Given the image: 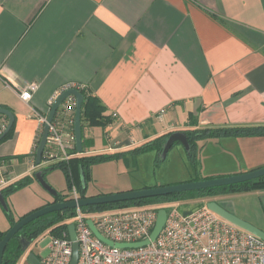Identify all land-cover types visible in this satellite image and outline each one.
<instances>
[{
	"label": "crops",
	"instance_id": "1",
	"mask_svg": "<svg viewBox=\"0 0 264 264\" xmlns=\"http://www.w3.org/2000/svg\"><path fill=\"white\" fill-rule=\"evenodd\" d=\"M31 82L39 87L24 101ZM67 82L83 84L110 118L84 121V154L127 151L176 130L264 126V0H0V106L15 114L13 135L0 143L6 185L42 168L35 113L48 116ZM221 138L264 145V136ZM130 154L144 153L122 155ZM258 160L213 176L263 167ZM213 200L264 230L254 215L264 190Z\"/></svg>",
	"mask_w": 264,
	"mask_h": 264
},
{
	"label": "built area",
	"instance_id": "2",
	"mask_svg": "<svg viewBox=\"0 0 264 264\" xmlns=\"http://www.w3.org/2000/svg\"><path fill=\"white\" fill-rule=\"evenodd\" d=\"M31 82L20 90V97L29 101L38 89ZM75 88L80 91L83 84L67 82L50 100L52 106L61 92ZM77 99L68 95L60 104L53 121L43 152L41 167L50 166L73 156L76 146L74 116ZM164 109L161 110L163 112ZM41 122V134L47 116L35 113ZM117 114L114 113L113 116ZM8 119L0 118V134L4 132ZM3 167L0 168V188L7 183ZM73 199H78L76 187ZM204 200L188 211H180L179 204L167 207L142 205L128 208L84 212L80 207L67 222L74 223L76 241L79 244L77 264H264V239L234 224L212 209ZM167 210L166 222L158 237L140 247L121 248L110 245L92 231L88 219L106 238L113 242H137L150 237L158 211ZM73 242L69 230L61 235L51 233L49 252L39 257L42 264H70Z\"/></svg>",
	"mask_w": 264,
	"mask_h": 264
},
{
	"label": "rangeland",
	"instance_id": "3",
	"mask_svg": "<svg viewBox=\"0 0 264 264\" xmlns=\"http://www.w3.org/2000/svg\"><path fill=\"white\" fill-rule=\"evenodd\" d=\"M197 143L199 149L193 158L187 155L182 144L177 143L170 149L165 159H159L157 150L152 149L144 152L140 158L131 154H121L108 160L97 162L90 168L87 193H95V195L109 194L141 189L144 188L142 186L144 183L158 186L185 182V179H196L199 177L206 179V177H215L213 175L228 171L231 169L230 165L238 164L245 159L256 163V161H259L258 159L264 158V145L256 146V143L250 140L246 144H241L222 139L221 137L219 141L217 138L208 137L198 140ZM256 153H258V156H256ZM15 171L16 173H22L23 167H16ZM44 177L58 192L69 194L72 191L68 188L65 174L61 168L47 170ZM53 197L38 180L34 179L28 185L7 196L5 199L6 207L0 202V216L2 214V217H7L6 211L11 210L13 216L19 219L26 213L47 205L53 200ZM246 197L249 200L252 199V197L248 196L237 198L243 200ZM253 200H257V196L253 197ZM195 206L196 204L190 206L182 203L179 206V210L182 212L188 211ZM254 215L257 221L264 223V211L262 209H255ZM2 224H5L4 221ZM50 242L51 233L47 231L31 242L30 247L17 264H30L27 260L30 252H34L39 257L46 255L49 252L48 246Z\"/></svg>",
	"mask_w": 264,
	"mask_h": 264
},
{
	"label": "trees",
	"instance_id": "4",
	"mask_svg": "<svg viewBox=\"0 0 264 264\" xmlns=\"http://www.w3.org/2000/svg\"><path fill=\"white\" fill-rule=\"evenodd\" d=\"M80 91L84 97L83 106H82V128L84 125V121H87V123L91 126L108 124L110 122V118L103 114L105 108L104 105L101 104L99 98L90 92H85L84 88L80 89ZM0 107L7 108L6 106H0ZM190 116L192 117V114H190ZM1 117L8 119L7 116L0 114V118ZM14 127H15V121L10 131L0 141V143L9 139L13 135ZM183 131L186 132L188 140L191 144L190 152L189 153L186 152L187 155L191 158H193L196 155L195 153L199 149V145L197 143L198 140L203 138H208V137L218 138V137H229V136H264V126L191 128ZM172 132L174 131H170L152 140L146 141L143 144L138 145L127 151L115 152L111 154L110 153L84 154L86 141L84 139V136L82 135L83 152H78L77 147L75 146L74 150H72L73 156H71L70 159L56 162L50 166L42 167L39 170H42L43 173L45 174L46 171L49 169H55L58 167L61 168L65 174L69 190L71 191L73 187H76L79 197H87L89 196L87 194V187H88L87 182L88 179L90 178V168L92 167L93 164L108 160L114 156L121 155L125 152L126 153L131 152L133 154H141L152 149L157 150V152L159 153L158 158L160 159L161 158L160 154L162 153L165 142ZM40 138H41V133L39 134V137L36 141L35 150L33 151L34 156H36V147L38 146ZM177 143L181 144L180 142L177 141L174 143V145ZM35 178H36L35 173L33 175H26L18 179L17 181L0 188V193H2V195L6 199L7 196L11 195L12 193L28 185ZM83 178L85 179L86 187H84ZM197 179H205V178L199 177L191 180H197ZM262 190H264V176L238 183L209 187L199 190L184 191V192H178L168 195L152 196V197L139 198V199L121 201V202L87 205L81 207V209L84 212L89 213V212H98V211L128 208V207H135L142 205L167 207L170 204H179L186 201L199 200V199H201L202 201L213 200L214 198L219 196L242 194V193L262 191ZM73 198L74 197L72 195V191L69 194H62L58 192V196L53 197V200L50 201L48 204L57 201H67ZM75 213H76V208L53 211L29 222L16 235H14L10 239L4 251L3 264H17L19 259H21V257L25 254V251L22 248V242H21L22 238H25L26 240H30L31 242H33L47 231H49L52 234L61 235L64 231L68 229L69 224L67 221L71 217H73ZM6 215L10 225L7 229L4 230L0 228V241L2 240V238L4 237V235L12 225H14L17 222V220L25 216L23 215L19 219H15L11 210L6 211Z\"/></svg>",
	"mask_w": 264,
	"mask_h": 264
},
{
	"label": "water",
	"instance_id": "5",
	"mask_svg": "<svg viewBox=\"0 0 264 264\" xmlns=\"http://www.w3.org/2000/svg\"><path fill=\"white\" fill-rule=\"evenodd\" d=\"M70 94H73L77 99L76 104V110H75V116H74V132H75V142L78 152H83V136H82V106H83V94L81 91L70 88L68 90H65L57 95L55 98L50 111L47 116V122L44 125L40 141L38 143V146L36 147V159L35 162L37 165L41 164L42 158H43V152L47 144L48 135H49V128L50 123L53 121L55 114L60 106V104L63 102V100ZM0 114L7 116L8 118V124L6 129L2 134H0V141L6 136V134L10 131L12 128L14 121H15V114L9 109L5 107H0ZM180 142L182 146L184 147L186 152H190L191 150V144L188 140L187 134L183 130H176L172 132L169 137L167 138L164 148L161 153V158L165 159L168 152L172 148L175 142ZM264 176V166L243 172L238 174H232V175H226V176H217V177H211L206 179H198V180H190L180 183H169L164 185H158L153 187H144L141 189H133V190H127V191H119L115 193H109V194H98L93 196H87V197H80L78 199H71L67 201H57L50 204H47L35 211L30 212L29 214L23 216L17 222L12 225L2 240L0 241V264H3V255L4 251L6 249L7 244L9 243L10 239L16 235L25 225H27L32 220L45 215L47 213L53 212V211H60L64 209L69 208H78V207H84L87 205H94V204H105V203H113V202H121V201H128V200H134L139 198H146V197H152V196H160V195H168L178 192H184V191H192V190H199V189H205L209 187H216V186H222V185H228L233 183H238L246 180H250L253 178H258ZM35 177L39 181V183L48 191L50 192L54 197L58 196V191L51 186L47 182V180L44 177V173L42 170H38L35 172ZM84 187L85 185V179L83 178ZM0 202L3 203L6 207V200L2 193H0ZM208 207L221 215L222 217L228 219L229 221L233 222L234 224L258 235L262 239H264V230L261 228L255 226L254 224L242 219L241 217L237 216L233 212L229 211L225 207H223L219 202L216 200H210L207 203ZM167 218V210L165 208H161L158 211V215L156 218V222L154 225V228L150 234L149 238H146L142 241L137 242H113L112 240L106 238L103 236L99 230L95 227L93 221L91 219H88V223L94 232V234L99 237L104 242L115 245L117 247L121 248H129V247H140L149 244L151 241L155 240L159 233L161 232ZM69 234L73 242V256L71 259L70 264H77L79 259V244L76 241V231H75V225L74 223H70L68 225ZM22 242V248L24 251H27L30 247L31 241L26 240L25 238L21 239ZM27 260L30 264H42L39 257L34 253L30 252L27 256Z\"/></svg>",
	"mask_w": 264,
	"mask_h": 264
}]
</instances>
